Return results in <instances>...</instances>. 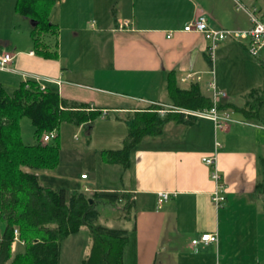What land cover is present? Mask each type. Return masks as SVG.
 I'll return each mask as SVG.
<instances>
[{
  "label": "crops",
  "instance_id": "crops-1",
  "mask_svg": "<svg viewBox=\"0 0 264 264\" xmlns=\"http://www.w3.org/2000/svg\"><path fill=\"white\" fill-rule=\"evenodd\" d=\"M234 2L61 0L52 9V22L59 28L58 56L45 57L34 52L33 20L26 22V17L15 12L16 0H0V40L4 41L0 56H13L7 69H0V84L6 92L13 93L22 82L35 81L57 92L73 108L86 104L90 109H106L108 116L102 117L106 126H126L118 130V136L114 128L109 129L121 146L132 114L151 104L168 103L170 72L180 88L199 83L211 96L208 83L214 80L227 93L224 109L234 111L227 128L215 126L209 118H197L190 125L168 122L160 134L145 136L134 147L129 167L107 163L110 173H120L121 187L102 185L98 180L93 181L98 188L85 187L93 195H118V203L131 212L126 227L121 228L129 232L123 261L134 239L135 264H155L158 257L162 258L159 264H168L172 255L176 259L172 264H182L177 259L190 248L193 254L181 257L186 264H264V103L256 118L228 107H242L246 101L252 103L253 96H264V49L253 57L247 40L227 39L218 45L211 65L204 36L183 31L199 14L207 17L212 28L248 30L250 19ZM80 17L83 22L74 37L84 32L90 39L62 44L63 32ZM90 17L94 18L91 29L86 25ZM27 28L29 34L24 33ZM191 73L200 80L182 81ZM256 88V95L250 96ZM211 156L216 159L226 197L219 208L212 200L211 168L203 162ZM40 172L41 185L48 187ZM160 192L170 194L161 206ZM5 228L0 215V241ZM204 232L217 233L218 242L192 245ZM23 251L13 250L12 245V256Z\"/></svg>",
  "mask_w": 264,
  "mask_h": 264
},
{
  "label": "trees",
  "instance_id": "trees-1",
  "mask_svg": "<svg viewBox=\"0 0 264 264\" xmlns=\"http://www.w3.org/2000/svg\"><path fill=\"white\" fill-rule=\"evenodd\" d=\"M60 1L16 0L15 3L17 14L33 20L30 36L34 52L45 57L58 56L57 44L52 49L47 38L59 33L58 26L50 20V13ZM256 1L260 4L255 8L264 16V0ZM166 87L169 108L151 104L132 114L123 146L102 151L107 163L129 167L132 150L143 137L160 134L171 121L190 125L197 118L182 111H202L213 106L212 96L204 93L199 83L180 88L173 72L168 74ZM258 90L249 95H256ZM253 97L252 103L246 101L242 107H228L256 118L264 96ZM224 101L219 105L221 109L227 108ZM162 110L166 112L161 113ZM24 116L35 126L34 144H25L22 140L20 120ZM100 116L101 109L91 110L86 104L73 108L57 92L41 88L35 81L22 82L11 94L0 84V215L6 222L0 241V264H60L61 243L84 226L91 232L92 243L82 264H124L129 232L100 224L93 200L104 197L118 201L119 196L96 193L90 197L84 192H73L68 198L65 189L42 186L37 174L54 170L59 163V145L42 142L45 133L57 132L62 122L87 125ZM15 229L25 249L12 256Z\"/></svg>",
  "mask_w": 264,
  "mask_h": 264
},
{
  "label": "rangeland",
  "instance_id": "rangeland-1",
  "mask_svg": "<svg viewBox=\"0 0 264 264\" xmlns=\"http://www.w3.org/2000/svg\"><path fill=\"white\" fill-rule=\"evenodd\" d=\"M234 3L235 8L238 6V3H240L249 10L253 9V3L260 4V2L256 0H235ZM239 11L245 12L244 10ZM52 12L53 11L50 13L51 21L53 20L52 17L55 11ZM24 20L26 22H32L29 18H25ZM93 20V17L87 20L88 24L86 23V25L89 29H91V25L94 23ZM82 22L83 18L80 17L78 22L72 24L73 27L70 30L66 28L67 31L63 32V39H60L62 44L65 45L67 40L69 42L79 41L78 43L88 42V37L90 39V36H88L87 33L81 32L79 37H74L75 31H77L76 28L79 27ZM29 26L32 27V23H29ZM27 31H29L28 28L24 33H28ZM47 42L55 49V44L59 45L58 35H48ZM3 43L4 41L0 40V44L2 45ZM164 106V108H169L166 104ZM232 113H234V111L230 112V116ZM110 116L111 119H115L116 115L115 113H111ZM228 123L231 125L230 121ZM106 124L107 122H105L102 117L96 118L92 123L86 126L71 121L62 122L57 131L58 138L49 141L50 143H57L59 145V163L54 170H43L40 172L43 185L58 189L64 188L68 198L74 191L85 192L88 196H92V192L85 190V187L89 189L98 188V186H93L94 180H98L102 185L110 184L116 188L121 187L123 181L120 180V173H115V171L110 173L111 171L107 169V162L104 159L102 151L104 149L122 147L121 144L114 139V136H116L115 134L112 135L111 138L109 129L111 127L114 128L118 136V130L121 129L124 131L126 126H106ZM20 129L22 140L25 144L36 142L35 126L28 117L24 116L21 118ZM82 173L86 174L89 179L83 181L80 176ZM111 174H113V179L112 182H109L112 177ZM93 200L95 209L98 210V212L100 211L101 214V218L98 221L100 224L111 228L126 227L131 212H128L123 204L118 203V201L114 202L107 200L104 197H95ZM127 215H129V217H126ZM131 242L132 243L129 244L125 253L124 264H135L138 259L136 257V251H131V248L135 246L134 239ZM91 243V232L88 227L84 226L78 233L71 235V237H68L61 243L60 264H82L90 252ZM24 249L25 246L22 243L17 241L14 242L13 250L23 251ZM183 251L185 253L182 254L181 257L184 255L189 256V253L193 254L191 248ZM168 253L169 252H167L166 255H168ZM181 257L177 259V261L186 264L185 260ZM161 259L162 258L158 257L157 260H154L155 264H159ZM174 261H176V259H174L172 255L168 264H172Z\"/></svg>",
  "mask_w": 264,
  "mask_h": 264
},
{
  "label": "built area",
  "instance_id": "built-area-1",
  "mask_svg": "<svg viewBox=\"0 0 264 264\" xmlns=\"http://www.w3.org/2000/svg\"><path fill=\"white\" fill-rule=\"evenodd\" d=\"M238 10H244L248 15L251 27L248 30L242 31H233L227 29H216L212 28L208 25L207 17L203 14H199L196 16L194 20L187 23L183 31L185 32H197L201 33L204 38L208 41L209 45L207 48L208 56L211 65L214 64L216 58V49L220 42H223L227 39H237V40H247V50L249 54L253 57H257L261 50L264 49V16L258 11L257 8L253 7L252 10L245 8L242 4L238 3L236 7ZM172 35V32L168 34V37ZM34 54V52H30ZM13 60V56L8 53H4L0 56V69H7V65ZM196 81L200 80L199 76H195V74H188L186 77L182 79V81ZM44 88V87H41ZM208 91L210 92L213 100V106L207 110L202 111H182L188 116H193L196 118H209L215 124V126L219 128H227L229 126V121L231 122L230 112L226 109H221L219 105L223 100L227 98V93L223 90L217 88L215 81L211 80L208 83ZM91 110H95V108H91ZM161 113H165V110L160 111ZM101 116L107 117L108 110H101ZM57 136L56 131L47 132L43 135L41 141L44 143L49 142L52 139H55ZM217 145H219L217 143ZM203 162L210 166L211 168V179L215 182V190L212 194V200L216 207H221L226 197L224 195V185L221 182V175L219 173L216 159L215 157H204ZM86 174H82L81 178H86ZM170 197L168 192H160L158 194V205L161 206L164 202H166ZM20 242L24 244V241L20 238V234L18 229L14 230V242ZM218 235L217 233L204 232L199 235L198 238L192 240V245L197 246L199 244H210L217 243Z\"/></svg>",
  "mask_w": 264,
  "mask_h": 264
},
{
  "label": "water",
  "instance_id": "water-1",
  "mask_svg": "<svg viewBox=\"0 0 264 264\" xmlns=\"http://www.w3.org/2000/svg\"><path fill=\"white\" fill-rule=\"evenodd\" d=\"M89 201H90V203H92V202H93V200H92V199H90Z\"/></svg>",
  "mask_w": 264,
  "mask_h": 264
}]
</instances>
